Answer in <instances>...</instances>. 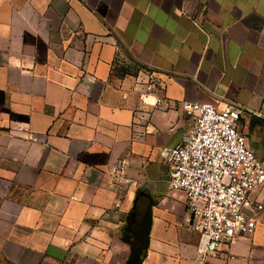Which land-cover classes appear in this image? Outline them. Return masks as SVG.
<instances>
[{
  "label": "crops",
  "instance_id": "crops-1",
  "mask_svg": "<svg viewBox=\"0 0 264 264\" xmlns=\"http://www.w3.org/2000/svg\"><path fill=\"white\" fill-rule=\"evenodd\" d=\"M181 102L240 106L264 159V0H0V264H127L137 204L152 215L143 264H197L160 155L195 129ZM124 159L116 208L108 172ZM214 261L264 264V226Z\"/></svg>",
  "mask_w": 264,
  "mask_h": 264
},
{
  "label": "built area",
  "instance_id": "built-area-1",
  "mask_svg": "<svg viewBox=\"0 0 264 264\" xmlns=\"http://www.w3.org/2000/svg\"><path fill=\"white\" fill-rule=\"evenodd\" d=\"M143 86L158 96L155 109H161L165 96L155 71H148ZM178 108L194 118L195 129L184 143L160 155L170 168L171 190L186 194L188 228L198 238L197 264H216L224 245L264 226V159L240 129V106L219 110L211 103L181 102ZM128 169L124 159L108 172L116 208L132 184Z\"/></svg>",
  "mask_w": 264,
  "mask_h": 264
},
{
  "label": "trees",
  "instance_id": "trees-1",
  "mask_svg": "<svg viewBox=\"0 0 264 264\" xmlns=\"http://www.w3.org/2000/svg\"><path fill=\"white\" fill-rule=\"evenodd\" d=\"M152 221L151 211L135 205L131 211L122 239L131 246L127 264H143L149 246V233Z\"/></svg>",
  "mask_w": 264,
  "mask_h": 264
}]
</instances>
